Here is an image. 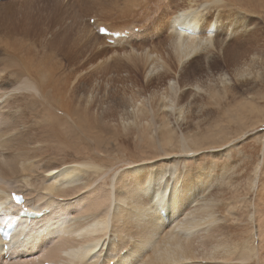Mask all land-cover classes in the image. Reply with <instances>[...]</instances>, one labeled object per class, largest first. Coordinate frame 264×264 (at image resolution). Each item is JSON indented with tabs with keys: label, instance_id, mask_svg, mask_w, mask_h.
I'll list each match as a JSON object with an SVG mask.
<instances>
[{
	"label": "bare ground",
	"instance_id": "1",
	"mask_svg": "<svg viewBox=\"0 0 264 264\" xmlns=\"http://www.w3.org/2000/svg\"><path fill=\"white\" fill-rule=\"evenodd\" d=\"M145 1L124 0L119 13L130 14L133 5L139 2L141 8ZM183 1L187 6L173 13L170 8L174 0L152 2L155 10L149 13L151 17L161 9L159 4L166 3L150 29V36L167 34L160 39L166 57L154 48L142 47L141 56L130 45L123 51L142 63L147 74L161 71L175 82L162 91H153L150 109L130 99L124 103L122 115L116 114L121 132L130 130L141 135L145 131L153 139L156 130L159 139L154 138L155 145L162 150L165 146L176 147L181 153L164 152L160 159L134 163L113 174L109 172L111 167L96 163L97 159L66 162L65 157L58 158L65 148L73 149L72 157L76 156L75 132L82 130L79 122H93L100 129L106 118L91 110L92 96L77 95L79 71L73 70L74 60L70 57L74 48L66 35L60 34L63 38L56 42L51 39L58 47L64 46L61 41L66 39L70 48H66V53L37 40L41 55L34 56L31 46L23 49L25 38L16 37L12 30L5 36L0 34V232L13 223L15 228L6 238L17 234L6 243V251L0 247V264H264V216L259 213L262 210L264 214V164L258 163L245 194L235 198L245 208L240 216L236 213L240 209L235 211L234 207L237 203H227L220 197L221 188L232 184L225 174L232 166L219 162V150L209 151L211 159L205 161L204 152L198 151L201 143L197 146L201 139L196 140L202 131H178L179 135H175L169 121L171 117L185 128L192 113L206 108L191 102L204 91L199 80L176 77L179 67L199 55L208 83L204 92L210 99L221 101L232 95V84L243 86L248 99L257 96L249 85L263 81L264 68L254 72L260 55L251 46H244V41L257 43L252 37V18L262 19L264 25V0ZM248 7L254 9L250 11ZM98 20L95 18L93 23L96 34L98 27L105 25L110 31H117L110 22L101 25ZM123 28L127 29H120ZM207 30L212 34L206 35ZM56 34L53 31L52 38ZM101 38L104 48L110 47L107 37ZM121 41H115V45ZM236 41H242L244 46L239 59L238 51L231 50ZM115 52L107 59L117 56ZM58 55L70 66L66 78ZM260 61L264 62V57ZM217 63L224 66L210 71ZM80 103L84 106L82 119ZM156 115L160 116L157 121ZM192 121L198 126L195 119ZM63 128L69 131L71 142L66 141ZM224 154L229 158L228 152ZM13 195L20 196L22 202L13 201ZM219 208L224 209L225 216L219 215ZM241 217L246 221L243 224ZM228 220H233V236L229 235Z\"/></svg>",
	"mask_w": 264,
	"mask_h": 264
},
{
	"label": "rangeland",
	"instance_id": "2",
	"mask_svg": "<svg viewBox=\"0 0 264 264\" xmlns=\"http://www.w3.org/2000/svg\"><path fill=\"white\" fill-rule=\"evenodd\" d=\"M123 1L124 0L0 1V11L1 13H3H0V15L2 16L0 17V19L2 18L0 21V28L8 29H0V34L2 36H5L9 32H11L10 30H12V34H15L16 37H20L21 39L25 38L23 49H26L27 45L31 46L30 51L34 56L41 55V51L37 47V40H44L47 44L51 43L53 47L62 50L63 52L58 51L62 54L66 53L67 49H70L67 48V44L68 41L71 42L74 48L72 56L70 57L72 60H74L73 70L77 72L79 71L77 77V95H79V97H82L84 95L92 96L93 103L91 105V110L93 108L92 111H97L96 114H99L100 112L103 113L106 118L103 119L104 126L100 129L96 128V124H94L93 122L83 123L84 120L83 122H79V124L82 125V127L79 126V128L81 127L80 129L82 130H78L75 132L74 143L76 145V156H74V158L72 157L74 153L73 149L65 148L66 151L65 149L63 150L65 153H60V156L58 158L65 157V159H67V161L65 160L66 162L80 160L82 161L84 160V158L85 160L91 159L93 161L97 159L98 161L96 160V163L99 162L98 164L101 163L105 167H111L109 172L112 174L116 171L125 169L134 163L144 164L147 163V161L150 162L149 159H160L164 157L165 153L168 154L170 152L171 155L181 153L176 147L169 148L165 146L164 150H162L160 146L155 145V143L157 144L156 139H159L157 138L159 133L158 131L155 132L156 130H154L153 134V136L155 135V137H153L152 139L151 136H147V133L145 131L141 135H138L135 132H131L130 130L126 131L125 133L121 132V129L117 122L119 116L116 117V114L118 112V115H122L124 103H127L128 100L131 99L134 102L136 100L138 102H135L136 105H146V107L150 109V105L153 103V101L151 102L149 99L153 96V91L155 90L154 92H156V90L158 91L159 89L162 91L165 87H167V85H169V83L171 85L175 82H173L172 79L168 80V76H165L161 71L152 72L154 74H147L148 69L146 71L145 67H143L144 65H142V63H140L133 55H127L126 53H123V51L128 50V46L130 45L136 50L138 49L137 51L139 53V56H141L140 51L143 47L142 49L154 48V50L161 53V56L166 57V54H163L162 52L160 39L163 40L164 38H166L167 34L163 32V34L161 35V37L163 38L158 36H150V29L155 24L154 22L157 23L158 18L161 17V12L165 8L166 3L163 2L159 4L161 5V9H159L155 17H151L149 13L155 10L152 2L157 0H146L143 3L144 5H146H143V8L141 7L142 9L138 6V3L140 2L139 0L138 3L133 5V12H131L130 14L119 13V10L123 9L125 6V3L122 6ZM174 2L175 3H173L170 8L171 13L187 6V3L183 0H174ZM247 9L252 11V9L254 8L248 7ZM96 14L98 16H96ZM89 17H91V19L88 22ZM93 17H95L96 20L100 19L98 20V22L101 25H105L110 22L112 27L116 28L115 30L117 31L122 30L120 28L126 26L127 29L125 30H128L130 33L127 38L121 39L122 41L117 45H115L116 42L113 44H109L106 40V43L109 44L110 47L104 48L103 43L105 42H103V38H101L102 36L100 37L99 34H96L95 25H93L95 18ZM205 17H207L206 14ZM131 26H134V28H132ZM251 26L255 29V32L252 34L253 41L257 43L250 44L248 40H245L244 46H251L253 49H255V51L259 52L258 55H260V61L264 57V25L262 23V19H259L258 17L252 18ZM53 31H56L57 34L52 38ZM207 31H205V34L207 33ZM60 34L66 35L65 37L68 41L64 38L65 40L61 41L64 46L58 47L53 45L51 39H53V41L55 42L59 41L63 38L60 37ZM226 37L229 38V35L226 34ZM242 44V41H236L235 44H231V50L238 51V55L236 56L237 59H239L242 55L241 53H239V51H243L244 49V46ZM47 49L48 46L44 48L45 51ZM114 51H116L115 53H117V56L113 57L112 59H107L108 55H110ZM199 56L190 61H186L182 65V67H179L178 71L176 72V77H181V79L184 81H191L192 79L197 78V80H199L198 85L200 87L204 86L205 88L203 89L205 91L208 87V83L205 82L204 78L206 70L204 64L200 60L201 56ZM58 58L62 65L61 73H63V78H66L65 75L67 76V74L71 72H69L70 66H68L69 64L67 63V61H65L64 58H62V56L58 55ZM105 58L108 61H105ZM259 61L255 66L256 71L254 72L261 71V69L264 68V62ZM223 66L224 65H222V63H217L216 65L214 64L210 67V71H216ZM262 82H264V79L260 83L257 82L253 85H249L251 91L253 90V92L257 93V96H252L253 98L251 99H248L246 97L247 95L245 94V88H243V86L239 84L231 85V88H235L234 93H232V95L230 94L231 96L228 95L226 98L221 99V101L215 98V100H217L216 103L214 102L215 100H213L214 98L210 99L209 96L205 95V92L201 90V95L198 94L199 96H194L191 102L195 104L199 103L206 105L205 107L207 109L204 108L202 112L197 114L192 113L191 122L193 123H186L187 127L184 125L185 128L183 126L177 125L174 122L173 118H169L171 124L170 126L174 127V129L172 128V130L174 131L175 135H179L177 133L178 131L179 133H184L185 131H202L199 132L200 135L198 136V138H196V140L201 139L200 142L198 141L197 146H199V144L201 143L202 146L198 148V151L204 152L202 154L205 155V161L207 159H211L210 156L207 155L209 151L212 152L219 150V162H227L228 164H230V166H232L231 169L229 166L230 170H227L225 172V174L227 175L226 179L230 178L229 180H231L232 184H229L228 186H225L223 188L219 187V192L223 191V194L221 193L220 197H222L225 202H234V205L235 203H237L235 202V200H237L235 198H237L238 196L242 197L245 194L248 186V180L253 176L254 168L258 165V163H262V165L264 164V83ZM217 89L219 90V87ZM187 92L188 91H186V93ZM232 96L233 98L235 96V102ZM225 100L229 101L226 102ZM114 102L116 103V105ZM209 102H212V104ZM213 103H215V105ZM218 105H220V107ZM119 109L122 111H119ZM81 110L82 112H80ZM83 110L84 106L80 103L79 112L81 115L83 113ZM26 111L29 114V109L26 108ZM198 116L200 117L198 118ZM82 117L83 115L80 116L81 119ZM154 119L155 121H157L160 119V116L156 115ZM194 119L198 126L194 124V121H192ZM175 126L179 129H177ZM206 127L208 129H211L208 131L210 134H207L206 132L208 129L203 131V129ZM64 130L65 129L63 128L62 131ZM66 130L64 136H66V141H70L71 139L69 138V131ZM81 131L82 133H80ZM210 131H212L213 133ZM154 138L156 139L154 140ZM84 141H86L88 144ZM212 142H214L215 145L210 146ZM120 145H122V147ZM85 147H87V150L85 149ZM95 149L96 151L94 152L93 150ZM100 151L101 153H97ZM51 152L53 155H55L53 150ZM226 152H228L229 158L225 156L224 153ZM80 153L81 155H79ZM94 153L96 156L94 155ZM221 153L223 155H221ZM160 165L165 166L163 163H161ZM232 179L236 181L232 182ZM229 186L231 189L229 188ZM236 205L237 206H234L236 208H234L235 211L240 209L236 213L240 214V216H242V213L244 215L245 208H243L244 206L242 202H238ZM239 205L242 208H240ZM259 213L261 214V216H264L262 210H260ZM219 215L225 216L224 209L219 208ZM242 220V224L246 222L244 220V217L242 218ZM232 221L228 220L226 222L227 224L224 222V224L231 227L229 231L230 236L235 235V230H233L234 227L231 226L233 225ZM236 233L239 232L236 231Z\"/></svg>",
	"mask_w": 264,
	"mask_h": 264
},
{
	"label": "water",
	"instance_id": "3",
	"mask_svg": "<svg viewBox=\"0 0 264 264\" xmlns=\"http://www.w3.org/2000/svg\"><path fill=\"white\" fill-rule=\"evenodd\" d=\"M13 200L16 202V203H21L22 202V198L20 196H17V195H13Z\"/></svg>",
	"mask_w": 264,
	"mask_h": 264
}]
</instances>
